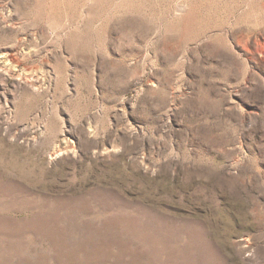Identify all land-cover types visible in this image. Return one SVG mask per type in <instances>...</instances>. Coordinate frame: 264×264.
Segmentation results:
<instances>
[{
  "label": "rangeland",
  "instance_id": "rangeland-1",
  "mask_svg": "<svg viewBox=\"0 0 264 264\" xmlns=\"http://www.w3.org/2000/svg\"><path fill=\"white\" fill-rule=\"evenodd\" d=\"M0 264H264V0H0Z\"/></svg>",
  "mask_w": 264,
  "mask_h": 264
}]
</instances>
